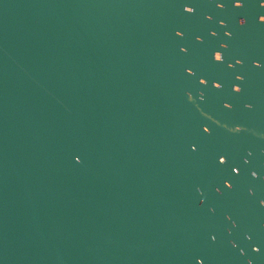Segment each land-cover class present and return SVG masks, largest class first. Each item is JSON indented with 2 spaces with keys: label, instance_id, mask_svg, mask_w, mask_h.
<instances>
[{
  "label": "water",
  "instance_id": "water-1",
  "mask_svg": "<svg viewBox=\"0 0 264 264\" xmlns=\"http://www.w3.org/2000/svg\"><path fill=\"white\" fill-rule=\"evenodd\" d=\"M0 264H264V0H0Z\"/></svg>",
  "mask_w": 264,
  "mask_h": 264
}]
</instances>
